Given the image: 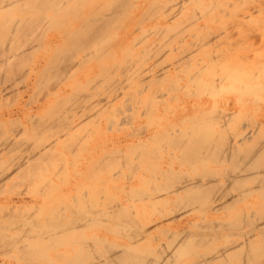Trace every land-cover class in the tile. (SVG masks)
<instances>
[{"label":"rangeland","instance_id":"374dc122","mask_svg":"<svg viewBox=\"0 0 264 264\" xmlns=\"http://www.w3.org/2000/svg\"><path fill=\"white\" fill-rule=\"evenodd\" d=\"M108 2L76 0L71 4L69 2L60 12L50 10L38 32L39 36L28 47L26 57L18 67V75L0 72L8 80L4 84L9 87L0 99V125L5 124L4 127L0 126V143L14 137L25 140L26 144L25 148L23 146L22 149L19 147L20 150L15 148L9 152L2 151L0 147V175L14 159L35 152L49 141L56 143L52 158L39 162L42 166L38 173L34 170L35 173L22 176L18 171H9L10 177L0 182V203L18 197L38 200L40 214L29 209L23 214L28 213L30 217L36 215V221L41 224L51 219L47 216L51 208L63 206L60 203L64 189L73 196L85 192L88 193V199L82 210H88V214L91 209H104L105 212L106 207L120 203L131 217L132 223L128 226L133 237L128 240L121 233L124 237L121 239L120 234L110 228L114 222L106 226H93L91 222L74 230L68 236L70 240L76 237L92 242L94 234L100 231L104 232L103 237L109 242L119 243L123 240L141 244V249L143 245L144 248L148 246L158 251L161 246H167L175 240V229L159 231L157 224H165L166 219L179 213L190 212L194 223L186 228V234L190 236L197 233V225L201 220L209 221L211 218L206 217L208 205L205 202L190 204L179 200L165 204L160 201L168 189L166 186L176 181L167 183L163 178H158L153 182L152 176L158 168L166 167L169 153L179 156L181 151L166 145L167 138L163 135L167 133L156 138L144 134L154 130L162 132L165 128L169 129L170 125L177 132L199 125L208 130L211 128L214 133L209 130L212 133L210 140L217 139L216 132L222 143L235 141L254 128V134L262 131L260 136H263L264 120L260 115H264V0H128L127 7L117 11L100 39L92 43L87 51H78L72 56L76 66L67 68V65L62 70L43 72L57 51L63 48L64 38L58 36L95 13L106 11ZM141 4H144L142 11L136 13V7ZM10 10L12 13L17 12L16 8ZM165 19L166 23L163 22ZM124 30L129 33L126 34ZM123 36L129 40L134 37L136 44L132 46L129 43L124 50L118 48L122 44H119L120 40L125 39ZM0 42L8 55L13 52L8 46L14 45L18 49L23 45V40L17 36ZM177 59H187L188 63L180 68L181 71L177 69L176 75L172 72ZM131 60H134V66L127 70L129 80L115 85V81L123 80L126 74L124 63ZM109 71L112 72L110 79L107 76ZM194 71L201 72V78L196 82L190 81ZM161 72H168V76L158 82L140 83V76L145 78L151 73ZM219 78L221 82L216 80ZM62 87L68 89L58 95ZM201 103L204 104V111L198 117H193L195 114L187 116L195 122L179 121L184 105L192 109V104ZM16 109L23 110L22 114L19 113V121L1 117ZM54 109L61 114L52 111ZM233 111L236 114L232 118L225 116ZM53 117L60 120L59 125H51L37 134L38 130L34 129L37 123H44ZM34 121L35 124H32ZM259 121L262 122V129L254 126ZM19 131L22 135L15 136ZM138 145L140 148L136 147ZM118 150L121 159L127 157L139 168L129 171L120 167L119 161L93 166L96 161ZM227 158H220L219 163L208 161L202 166H187L181 160H174L173 168L192 178L208 171L218 176L214 180L217 185L224 181L219 175L231 170ZM142 176L144 181L149 180L151 183L146 196L140 190ZM128 177L135 179L129 180ZM76 180L77 186L74 183ZM248 186L256 187L255 191L244 192L245 197L240 205L248 198L259 197L261 201L256 205V210L264 211V184L247 183L243 188L248 190ZM227 188H230V184ZM130 189L134 192H130ZM74 202L76 207L79 204L83 206L79 201ZM66 213V220H75L70 211ZM100 216L98 213L96 217ZM21 220L22 214L15 218L16 222ZM228 221H234L233 217ZM3 224L12 225L6 219ZM8 232L12 236L16 235L14 231ZM219 246V242L214 241L210 242L209 247L193 248V252L205 254ZM66 250V245L50 246L46 255L57 261V257V260L54 258L57 253ZM193 258L185 253L182 261L190 262ZM259 260L257 264L264 262V254ZM3 261L19 264L16 260H7L6 256L0 255V263ZM155 261L152 263L162 264L161 261ZM231 263L240 264L236 259L231 260Z\"/></svg>","mask_w":264,"mask_h":264},{"label":"bare ground","instance_id":"6f19581e","mask_svg":"<svg viewBox=\"0 0 264 264\" xmlns=\"http://www.w3.org/2000/svg\"><path fill=\"white\" fill-rule=\"evenodd\" d=\"M8 1L10 0H2L0 2V41H9L11 36H17L23 40V45L19 46L18 49L14 45L11 47L8 46V48H11L13 51L12 54L8 55L4 52L3 45L0 44V72L18 75V67L21 65L22 59L26 57L25 53H27L28 47L39 36L38 32L46 21L47 13L50 10L60 12L69 2L71 4L76 0H13L7 4ZM108 3L109 6L106 11L95 13L90 18L84 19L80 25H78L79 27L74 26L69 28L65 30L62 35L58 36L60 39L64 38L65 43H62L63 48L57 51L54 55L55 57H53L54 59L49 61L50 64L48 63L47 68L45 70L43 69V72L62 70L65 69L67 65V68H69L70 65L76 66L77 63L72 61V56L78 51H87L92 43L98 41L113 22L117 11L127 7L128 0H109ZM143 7L144 4L137 6L136 13L142 11ZM11 8H16L17 12L15 11L12 13L10 10ZM63 15H66V13H63ZM163 22L166 23L167 19ZM128 33L126 32V34ZM129 43L133 44L132 46L136 44L134 37H132L131 40L126 38L124 40L121 39L119 42L121 45L118 48L124 50L126 49L125 46ZM48 52H50V50ZM2 56L6 57L3 58ZM180 59L176 60L177 63L175 65L173 64L172 73L176 75L178 74L177 69L181 71L180 68L188 63H186L187 59L179 61ZM133 63L134 60L124 63L123 67L126 74H124L123 80H116L115 85L122 84L129 80L127 70L134 66ZM3 76L0 74V81L3 80V83L1 82L0 84V99L2 98V93L6 94L9 89V87L4 84V82L8 80ZM107 76L108 79L112 78V72L109 71ZM167 76L168 72H161L159 74L151 73L149 77L144 78L140 76L139 80L141 84H145L155 81L158 82ZM200 78L201 72L194 71L191 73L190 81L196 82L200 80ZM216 80L219 82L222 81L221 78ZM24 86L26 88L28 87V85ZM67 89L62 87L57 94H64ZM77 97L79 96H76V98ZM227 104L229 105V103ZM203 106L204 104L202 103L201 105L192 104L191 109L184 105L182 107V119L179 121L195 122L190 120L187 116H189V114H195L193 117H198L201 112L204 111ZM233 108L234 107H231V109ZM52 111L57 112L55 109ZM22 112V109H16L1 117L6 116L7 119L19 121V113L22 114ZM57 113L61 114V112ZM235 114L236 113L233 111L226 113L225 116L232 118ZM260 116V118L264 120V115L262 114ZM57 120V117H53L44 123L38 122L34 129L38 130L36 132L38 134L44 128L46 129L54 124L59 125L60 120H58V122ZM125 122H127V120H125ZM32 124H35V121L32 122ZM3 125L5 124H2V126ZM70 125H72V123ZM254 126L258 127V129L263 128L261 121L256 124L254 123ZM71 128L70 126V129ZM168 128L169 129L165 128V130L161 128L163 129L162 132H159L161 130H154L144 134L156 138L159 135L167 133L163 135L167 138L165 142L166 145L181 151L179 156L175 153L168 154V159L165 161L166 167L158 168L152 176V181L156 182L158 178H163L167 183L176 181L173 185H169V187L166 186L168 189L165 190L163 197L160 198V201H163L165 204L182 200V202L185 201L190 204L205 202L206 205H208L206 217H210L211 220H201V223L197 225L196 234L194 233V235L192 234L190 236L186 234V228L194 225V223L192 222L191 213L184 212L166 219L165 221L167 222L165 224L161 222L156 225L159 231L168 230L170 228L175 229L173 232L175 240L167 246H161L158 251L157 249L151 250L148 246L144 248L143 245L141 249V244H131L123 240H120L121 242L119 243L109 242L104 239V232L101 233L100 231H97V235L94 234L92 242L86 241L84 238L77 239L76 237L74 240H70L71 237L68 236L71 235L74 230L83 228L91 222L93 226H106L114 222L110 228L120 234V238L125 236L126 239L129 240L133 237V232L129 231L130 227L128 226L132 223V220L128 211H126L120 203H115L106 207L107 209L105 212L103 211L104 209H98L99 211L91 209L88 214V210H82L86 207L85 202L88 199V193L82 192L73 196L71 192L64 189L61 194L62 203H60L63 206L50 207L51 209L49 213H47V216L51 219L41 224L37 222L38 219L35 218L36 215L32 216L34 217L32 219L28 213L23 214L26 209L31 211L36 210L38 214H40L38 200H27L25 197H18L16 200L9 198L0 203V212H3V214H0V255L6 256L7 260H16L19 264H153L152 261L155 260L158 262L161 261L162 264H232L231 260L233 259L238 260L240 264H257L258 261H260L259 258L264 254V211L256 210V205L259 204L261 200L259 197H251L248 198L242 206L240 203L244 200V192L249 193L255 191L254 189L256 187L248 186V190L244 189L243 187L247 183L262 185L260 183L264 182V134L260 136L262 135V131L254 134V128V130L247 131L246 134L241 135V137L235 141L229 140L226 143H222V141L218 139L216 132L215 138L217 139L210 140L211 134L214 133L211 128H209V130L212 131V133L206 127L203 128V126L200 127L199 125L187 131L180 132L173 129L174 127L171 125ZM21 131H19L20 133H15V136H17V134L22 135ZM36 133L34 134L35 136L37 135ZM219 135H221V133ZM24 142L25 140L23 139L17 140L11 137L2 141L0 147L3 149H1L2 151L9 152L15 148H17V150L19 147L22 149L24 146L25 148L26 144ZM138 143L143 144V142ZM136 147L140 148L139 145ZM251 147L253 149H251ZM55 150L56 143L49 141L41 145L35 152H30L27 156L14 159L11 165L7 166L9 168L5 169V172L0 175V182L10 177V170L18 171L17 173H21L22 176L25 175V173H32L34 170L37 172L42 166L39 162L52 158ZM115 152L116 153L108 157L101 158L94 163L95 165H92L94 167H100L104 162L107 164L108 162L119 161L120 167H124L129 171H134L139 168L138 165L131 163L127 157L121 159L122 157L119 154V150ZM118 154L120 156H118ZM225 157H228L227 161H229L231 170L225 171L222 175H219V178L224 181L216 183L217 185L214 184V180L218 176H213L208 171L199 174L196 178H192L182 174L183 171L173 168L174 160H181L182 163L187 166H193L195 164L202 166L208 161L219 163L220 158ZM249 160L251 161L250 163L248 162ZM123 161L124 165L122 164ZM247 166L252 168L248 169ZM244 168L247 170L242 171ZM143 177L144 176L141 177L140 190L142 195L146 196L149 194L148 187L150 188L151 183L149 180L144 181ZM248 178H251V182ZM128 179L131 180L135 178L128 177ZM257 180L261 181L257 182ZM74 183L77 186V180ZM229 184L230 188H227ZM128 188H132V186ZM261 190H263V187H261ZM132 191L133 190L130 189V192ZM68 194L69 196H65ZM74 200L83 203V206L79 204L76 207ZM253 209L254 211H252ZM229 210L234 211L230 214L225 213V211ZM66 211H70L71 214L74 215L75 220H66V218H68ZM20 212L22 214V220L16 222L15 218L17 219L20 217ZM98 213L101 214L102 217L100 216L97 218L96 216ZM232 217L234 221H228V219ZM4 219L8 220L12 225H4ZM213 219L216 220L212 221ZM8 231H14L16 235L12 236ZM37 241L40 242L38 243L40 245L37 244ZM214 241L219 242L220 246L218 248L211 251L208 250L205 254H196L193 252V248L209 247L210 242ZM101 244L103 245L102 247L99 246ZM55 245L61 247L66 245L67 247L66 251H60L57 253L58 255L54 257L55 260L58 259L57 261L50 259L49 256L46 255V250L50 246ZM100 249L101 251L97 252V250ZM185 253L192 255L194 258L190 262L186 261L183 263L184 260L182 261V256H184ZM0 264L10 263L8 261H3ZM261 264H264V262L261 261Z\"/></svg>","mask_w":264,"mask_h":264},{"label":"crops","instance_id":"0c3cea01","mask_svg":"<svg viewBox=\"0 0 264 264\" xmlns=\"http://www.w3.org/2000/svg\"><path fill=\"white\" fill-rule=\"evenodd\" d=\"M248 162L250 163L251 161L249 160ZM248 162H247V163H248ZM249 163H248V164H249ZM247 168H248V169H251L252 167H248V166H247ZM248 180H250V182H251V178H248ZM252 180H253V179H252ZM260 181H261V180H257V182H260ZM248 184H249V183H248ZM260 184H264V182H261Z\"/></svg>","mask_w":264,"mask_h":264}]
</instances>
